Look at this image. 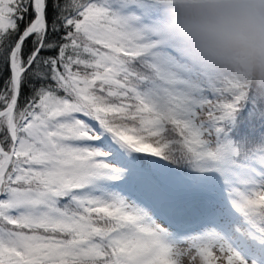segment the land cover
I'll return each mask as SVG.
<instances>
[{"label": "snow or ice", "instance_id": "obj_1", "mask_svg": "<svg viewBox=\"0 0 264 264\" xmlns=\"http://www.w3.org/2000/svg\"><path fill=\"white\" fill-rule=\"evenodd\" d=\"M153 0H0V264H264V96L188 69Z\"/></svg>", "mask_w": 264, "mask_h": 264}, {"label": "clouds", "instance_id": "obj_2", "mask_svg": "<svg viewBox=\"0 0 264 264\" xmlns=\"http://www.w3.org/2000/svg\"><path fill=\"white\" fill-rule=\"evenodd\" d=\"M158 31L209 80L264 96V0H153Z\"/></svg>", "mask_w": 264, "mask_h": 264}]
</instances>
